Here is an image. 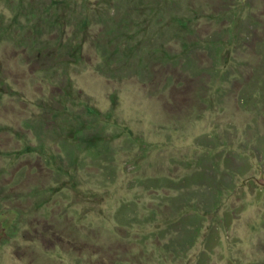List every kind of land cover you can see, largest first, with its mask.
Here are the masks:
<instances>
[{"label":"rangeland","instance_id":"obj_1","mask_svg":"<svg viewBox=\"0 0 264 264\" xmlns=\"http://www.w3.org/2000/svg\"><path fill=\"white\" fill-rule=\"evenodd\" d=\"M241 2L0 0V264H264V39L232 33L264 0Z\"/></svg>","mask_w":264,"mask_h":264},{"label":"trees","instance_id":"obj_2","mask_svg":"<svg viewBox=\"0 0 264 264\" xmlns=\"http://www.w3.org/2000/svg\"><path fill=\"white\" fill-rule=\"evenodd\" d=\"M226 1H228V2H230V1H232V0H226ZM236 1V0H235ZM237 1H239L240 2V0H237ZM246 2V0H242V2H241V4L243 5L244 3ZM97 13V14H96ZM95 13V21L97 22V23H99V24H101V26L102 27H106V24H107V17L105 16L104 17V15H102V14H99L98 12H96ZM250 15V14H249ZM251 16V15H250ZM251 17H253V16H251ZM264 17V16H263ZM254 18V17H253ZM252 18V20L251 19H248V20H250L249 22L248 21H245V20H241L240 21V24L242 25V27H243V29L241 30V31H237V27L236 28H233L232 29V33L233 32H241V34H239V36H236V39L237 40H239V39H242L243 41H249L250 40V37H252L253 35H255V32L256 31H260L261 32V34H262V36H261V40L262 39H264V18H263V21L262 20H259V19H257V18H254L253 19ZM57 20L55 21V22H53V23H51V24H49L48 26H55L57 23ZM74 24H75V26H78V25H81L82 27H83V29L84 30H86V28H85V26H87L88 25V23L90 22L89 21V19H87V17L86 18H83V17H81V13H79L78 15H76V17H75V20H74ZM251 22H253L254 24H255V26L253 27L252 25H250V23ZM239 30V29H238ZM245 34V37L243 36ZM118 36H120V37H124V42L125 43H127V45H128V47H129V41H131L132 40V38H133V36H134V34L132 33V34H127L126 32L123 34V33H118L117 34ZM233 36V35H232ZM214 37H217L218 38V36L216 35V36H214ZM224 37V36H223ZM115 40H118L117 38L115 39ZM185 41H187L186 39H184ZM66 48H67V50H66V52L64 53L65 54V56L67 55V57L68 58H70V59H73V58H76L77 57V54H76V52H75V49H76V47H73L72 45H70V46H66ZM44 52H49L50 50H43ZM37 54V53H36ZM261 54V53H260ZM34 56V55H33ZM262 57H263V59H262V61H263V63L261 64V67H258L257 69L256 68H253V69H255V71H254V73L252 72V77L255 79V81L257 82L258 81V79H260L261 78V80H263L264 81V53L262 54ZM193 63H194V65L196 64V66H199V67H201V66H203L204 67V65H203V63H202V61H201V58H200V56H198L197 54H196V56L194 57V59H193ZM215 63V62H214ZM214 65V64H213ZM215 66V65H214ZM206 68H209L208 66H206ZM140 74V73H139ZM261 91H260V93L259 94H261V93H263L262 91H264V86H262L261 87ZM249 91V90H248ZM248 93L249 92H245V94H246V96L248 95ZM255 94V93H254ZM256 94H257V92H256ZM245 96V97H246ZM256 96V95H255ZM108 147V146H107ZM200 161V160H199ZM145 182H146V185H148V187H150V186H154V187H162V188H164V187H168V186H174V187H178V186H181V187H183V186H185L184 185V182H182L181 183V185L179 184V183H174L175 181L174 180H165V181H163V180H161V179H159V178H149V179H146L145 180ZM142 184H143V182H142ZM169 198H167V197H165V199H164V197L163 198H160V201L158 202L159 204H157V205H155V206H153V208L149 211V214H148V217L147 218H149V217H154V216H156V212H157V210L158 209H161V207H165V208H167V210H170V211H174V212H176V209L175 210H172V208H169V205H166L165 204V202L168 200ZM172 199V198H171ZM180 199V198H179ZM183 200H184V197L182 198ZM173 200V199H172ZM178 205V204H177ZM178 207V206H177ZM178 209V208H177ZM122 211H120V213H121ZM119 213V212H118ZM120 217V216H119ZM128 219H133V220H135L136 221V219H138V218H128ZM121 223H122V221H121ZM168 225L169 226H172V222H169L168 223ZM186 235V234H185ZM191 241V238L189 239L187 236L185 237V239H184V242L186 243V245L189 243Z\"/></svg>","mask_w":264,"mask_h":264},{"label":"water","instance_id":"obj_3","mask_svg":"<svg viewBox=\"0 0 264 264\" xmlns=\"http://www.w3.org/2000/svg\"><path fill=\"white\" fill-rule=\"evenodd\" d=\"M258 183L264 185V178L262 176H260V178L258 180H256Z\"/></svg>","mask_w":264,"mask_h":264}]
</instances>
